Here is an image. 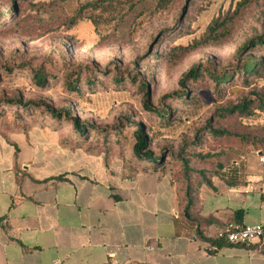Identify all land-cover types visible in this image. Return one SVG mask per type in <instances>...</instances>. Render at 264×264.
I'll use <instances>...</instances> for the list:
<instances>
[{"label": "rangeland", "instance_id": "obj_1", "mask_svg": "<svg viewBox=\"0 0 264 264\" xmlns=\"http://www.w3.org/2000/svg\"><path fill=\"white\" fill-rule=\"evenodd\" d=\"M239 2L0 0V133L34 126L54 131L43 111L4 100L42 102L65 107L80 123L106 133V154L132 158L140 126L153 157L162 156L171 179H181L183 171L179 161L166 159L168 154H178L191 172L202 170L212 182L229 178L264 157V114L253 110L245 118L221 116L220 111L244 97L264 96V68L246 83L233 72L218 87L201 72L196 80H183L186 102L170 95L180 93L178 80L193 65L211 73L231 72L237 49L264 36V0H250L237 10ZM225 20L223 28L209 31L211 23ZM251 53L264 64V49ZM35 74L45 76L42 86L35 83ZM141 84L151 108L168 107L170 126L145 112ZM57 131L68 135L72 127L65 123ZM191 179L198 180L196 175Z\"/></svg>", "mask_w": 264, "mask_h": 264}, {"label": "crops", "instance_id": "obj_2", "mask_svg": "<svg viewBox=\"0 0 264 264\" xmlns=\"http://www.w3.org/2000/svg\"><path fill=\"white\" fill-rule=\"evenodd\" d=\"M262 158L199 190L197 229L169 174L62 131L0 133V264H264V234L215 252L204 241L230 223L264 225Z\"/></svg>", "mask_w": 264, "mask_h": 264}, {"label": "trees", "instance_id": "obj_3", "mask_svg": "<svg viewBox=\"0 0 264 264\" xmlns=\"http://www.w3.org/2000/svg\"><path fill=\"white\" fill-rule=\"evenodd\" d=\"M250 0H241L237 4V10L240 7H244L248 4ZM236 13V11H235ZM227 20L218 23L214 21L211 23V27L209 31L214 29H220L225 26ZM264 49V36H260L257 38H251L244 42L235 53V62L237 63L234 69L229 71H220L218 73H211L209 69L201 68L199 65H193L179 80L178 85L181 89L180 93H176L175 95H170V98L185 101L187 90L183 85V80L189 78L190 80H196L201 72H204L206 76H208L215 87H218L222 84H225L230 81L231 74L236 72V74H241L243 82H247L249 78L259 77L262 69L264 68L262 58L256 59L254 55L251 53L252 50H260ZM245 53L248 55L244 56ZM244 56V57H243ZM202 69V70H200ZM34 81L37 86H42L44 83L45 76L44 75H34ZM116 79V77H115ZM121 82V79L118 80ZM89 83V82H88ZM90 84V83H89ZM141 92L143 94L142 97V106L145 112L154 114V116L160 118L161 121H164L166 127L171 125V112L166 106H161L158 110L153 109L147 103L148 91L145 84H141ZM169 98V97H167ZM9 104H13L14 106H21L26 110L29 108H33L35 110L43 111L48 117L51 118L53 125L50 126L54 131H57L59 127H62L65 123H68L72 127V131L68 133V138H71L73 143L76 146L88 145V148H100L101 150H105L103 146L104 140L108 137L106 133H102L101 130L95 129L92 127L89 122L80 123L78 118L71 117L69 114V110L65 107H57L54 108L50 105H47L42 102L36 103H26L22 104L20 99H12V100H4ZM185 105V104H184ZM29 107V108H28ZM253 110H258L259 112L264 114V96L253 94V99H249L244 97L238 104L234 106H230L220 111L221 116H238V117H249L252 115ZM90 131H92L93 135H91ZM61 132V131H59ZM213 134L217 136H227L225 132H215L212 131ZM67 134V133H64ZM135 142L131 147V155L132 158L126 157L127 161L136 169L142 171H150V172H160L165 173V160L162 159V156L153 157L152 152L150 151V142L146 138V136L142 132V128L137 126L134 132ZM239 140H243V137H237ZM92 142H95L94 144ZM104 148V149H103ZM259 152V151H258ZM119 153V152H117ZM163 153V152H162ZM120 154V153H119ZM262 155V152H260ZM171 158V160L179 161L181 164V169L183 171V176L180 177H172L171 182L175 185L176 193L178 197V203L182 211L183 217L188 220L190 223L196 224L197 229L200 225L194 219L195 214V206L198 202L199 190L201 188L213 189L212 181L208 177L206 173L203 171H198L193 173L190 171V167L188 162L184 160V158L179 159V155L168 154L166 159ZM192 175H196L198 180L195 181L192 178ZM204 240V239H203ZM209 244L216 246L222 243L218 240H204ZM218 241V242H217Z\"/></svg>", "mask_w": 264, "mask_h": 264}, {"label": "built area", "instance_id": "obj_4", "mask_svg": "<svg viewBox=\"0 0 264 264\" xmlns=\"http://www.w3.org/2000/svg\"><path fill=\"white\" fill-rule=\"evenodd\" d=\"M259 162H263V158H259ZM264 234V225L254 226H237L235 224H227L221 229L217 235L216 240L227 245L249 246L255 242H259ZM209 252H215V246H209Z\"/></svg>", "mask_w": 264, "mask_h": 264}]
</instances>
